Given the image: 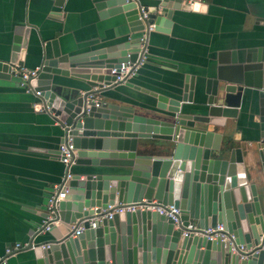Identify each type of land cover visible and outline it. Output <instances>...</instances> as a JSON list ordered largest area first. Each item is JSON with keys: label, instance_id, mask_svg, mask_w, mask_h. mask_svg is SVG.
I'll list each match as a JSON object with an SVG mask.
<instances>
[{"label": "water", "instance_id": "water-1", "mask_svg": "<svg viewBox=\"0 0 264 264\" xmlns=\"http://www.w3.org/2000/svg\"><path fill=\"white\" fill-rule=\"evenodd\" d=\"M145 1L153 4L145 5ZM95 5L102 19L123 15L132 34L144 32L150 25L156 32L169 33L176 13L205 11L207 7L202 0H100ZM142 7L146 20H141ZM142 35L76 56L63 54L55 40L53 55L31 81L34 92H40L39 96L34 93L38 99L35 110L51 115L63 126L61 144L72 137L77 149L75 166L94 172L84 179L81 172L72 173L67 182L69 193L59 204L61 224L45 233L47 239L34 242L35 237L28 249L37 264H264L262 198L256 184L249 181L242 149L229 141L222 147L219 132L228 119L237 120L240 112L257 110L259 136L254 158L264 178V47L219 54L214 78L198 80L186 74L180 98L126 82L157 99L156 107L141 115L129 103L120 105L124 98L111 93L124 85L117 82L122 64L136 67L144 60L142 65L177 68L146 56ZM16 42L11 63L4 64L11 76L14 66L25 68L18 56L21 36ZM68 78L82 81L92 90L81 94L65 89L61 83ZM94 94L109 102L89 99ZM143 199L179 208L184 227L197 225L208 230L222 225L234 241L186 237L173 220L142 211L115 214L99 222L96 229L87 221L85 233L72 237L82 221L101 215L109 206ZM231 242L245 245L250 257L233 254Z\"/></svg>", "mask_w": 264, "mask_h": 264}, {"label": "crops", "instance_id": "crops-1", "mask_svg": "<svg viewBox=\"0 0 264 264\" xmlns=\"http://www.w3.org/2000/svg\"><path fill=\"white\" fill-rule=\"evenodd\" d=\"M99 1L0 0V264H37L31 249L14 254L9 250L17 244L29 245L35 237L34 242L49 237L36 234L46 220L48 200L67 170L60 158L63 126L51 115L35 110L38 99L34 92H28L16 74L7 73L4 64L11 63L18 36L19 60L25 68L37 69L53 55L55 40L63 54L76 56L126 42L131 36L137 40L143 34L130 33L123 15L100 18L95 5ZM202 1L207 5L205 11L176 13L169 33L153 30L147 37L145 55L177 68L147 63L128 82L155 94L180 98L186 74L198 80L214 78L219 54L264 47V0ZM61 84L81 94L92 90L72 78ZM111 93L124 98L120 105L129 103L141 115H148L157 105L156 98L127 84L111 89ZM97 98L109 102L100 94ZM251 111L240 112L237 120L228 119L219 132L223 134L222 147L229 141L242 149L249 181L256 184L264 205V178L254 158L259 124L257 110ZM80 172L84 179L94 171L72 168L73 174Z\"/></svg>", "mask_w": 264, "mask_h": 264}, {"label": "built area", "instance_id": "built-area-1", "mask_svg": "<svg viewBox=\"0 0 264 264\" xmlns=\"http://www.w3.org/2000/svg\"><path fill=\"white\" fill-rule=\"evenodd\" d=\"M141 20L147 19V13L144 9V7L141 8ZM154 30V25H150L147 27V29L143 32L141 42L146 45V40L148 37V34ZM145 53L146 49L144 48ZM144 63V60L142 62L134 67L128 64H122L121 68V74L117 77V82H120L122 84H125L128 82L131 78H133L139 67ZM15 71V74L20 78L21 85L28 90V92H34L33 88L30 86V83L33 79H35L39 72L41 71L40 68L37 69H27V68H16L13 69ZM116 70H113V74H116ZM35 95L39 96L40 92H34ZM98 95H91L89 99H94L96 101H99L97 98ZM60 158L61 162L66 167V176L59 184L54 188V191L52 195L50 196L48 200V206H47V214L48 217L44 221L43 226L38 230L39 234H45L51 230L53 226H59L61 224V221L59 219V204L63 200L66 199L68 193H69V186L67 185V182L71 180L72 178V168L75 166V160L77 158V149L75 148L73 144L72 137L68 136L65 143L60 145ZM137 211L142 212H154L159 213L161 215L166 216L168 219L173 220L175 223L176 228L182 229V235L189 237V236H200V237H206L211 241H216L218 239H221V242L224 243L228 240L234 241V238L232 236H229L222 225H218L216 228H210L208 230H202L197 225H189L187 227L183 226V221L181 220V210L179 208H176L175 206H164L160 204L159 202L153 200L148 201L146 199H143L139 202L135 203H120L118 205L109 206L107 211H103L101 215H98L97 217L90 219V220H84L80 223L78 228L75 230V232L72 234V237L77 238L85 233V227L84 223L89 222V226L92 229H96L98 227V223L102 222L104 219H112L115 214L120 213H133ZM29 245H22L17 244L12 250H9V254H14L16 252H19L21 250H27ZM230 250L233 254L238 255L241 259H248L250 256L249 250H247L245 245H236L234 242H231ZM1 262V261H0Z\"/></svg>", "mask_w": 264, "mask_h": 264}]
</instances>
